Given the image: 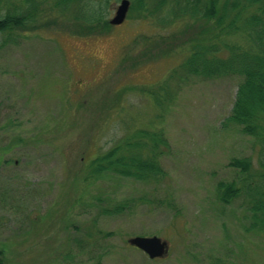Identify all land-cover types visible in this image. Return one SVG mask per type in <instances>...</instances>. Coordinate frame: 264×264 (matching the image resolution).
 <instances>
[{"label":"rangeland","instance_id":"rangeland-1","mask_svg":"<svg viewBox=\"0 0 264 264\" xmlns=\"http://www.w3.org/2000/svg\"><path fill=\"white\" fill-rule=\"evenodd\" d=\"M120 1H111L108 21ZM193 25L163 28L129 10L108 32L49 28L0 47L4 264H264V231L250 229L246 192L230 204L217 194L218 182L239 181L232 159L249 157L259 169L255 138L225 123L242 78L172 82L177 93L165 109L143 92L166 80L186 51L164 54L163 38L175 34L181 44ZM145 125L170 143L163 181L86 180L96 155L125 128ZM119 203L122 213L104 212ZM154 235L169 245L159 259L129 243Z\"/></svg>","mask_w":264,"mask_h":264},{"label":"trees","instance_id":"trees-1","mask_svg":"<svg viewBox=\"0 0 264 264\" xmlns=\"http://www.w3.org/2000/svg\"><path fill=\"white\" fill-rule=\"evenodd\" d=\"M112 0H0V47L20 44L27 33L44 29H73L79 35L110 31L107 20ZM130 12L139 19H153L163 28L189 21V40L163 38V53L185 48L168 78L148 93L165 109L176 95L172 82L191 78H242L231 114L225 119L242 127L259 146V169L251 158H234L229 166L239 170V181L217 183L218 199L232 203L246 192L251 212L250 229L264 231V0H130ZM73 27V28H71ZM170 39V40H167ZM172 41V43L170 42ZM188 46V47H186ZM125 123V122H123ZM170 150L165 132L152 125L125 128L124 135L96 155L85 169L86 180L116 174L141 182L163 181L167 172L161 159ZM240 182V183H239ZM242 184V186H239ZM171 207L173 204L169 203ZM125 203L104 212L122 213ZM0 264H4L0 252ZM97 264H101L100 262Z\"/></svg>","mask_w":264,"mask_h":264},{"label":"water","instance_id":"water-1","mask_svg":"<svg viewBox=\"0 0 264 264\" xmlns=\"http://www.w3.org/2000/svg\"><path fill=\"white\" fill-rule=\"evenodd\" d=\"M130 6V0H121L116 8L114 16L110 19V24L113 26L121 25L127 18ZM129 243L142 250L150 259L162 258L169 251L168 242L156 235L131 237Z\"/></svg>","mask_w":264,"mask_h":264}]
</instances>
